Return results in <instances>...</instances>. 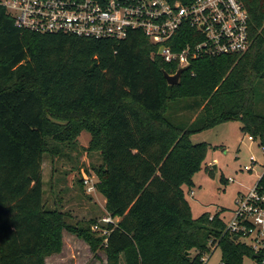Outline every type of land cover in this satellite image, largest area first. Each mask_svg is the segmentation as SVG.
Returning a JSON list of instances; mask_svg holds the SVG:
<instances>
[{
  "label": "trees",
  "instance_id": "16d2710c",
  "mask_svg": "<svg viewBox=\"0 0 264 264\" xmlns=\"http://www.w3.org/2000/svg\"><path fill=\"white\" fill-rule=\"evenodd\" d=\"M244 3L248 50L193 60L175 85L164 73L177 65L139 30L122 39L39 33L0 5V264H45L61 250L67 213L45 207L42 164L82 131L100 156L96 190L118 221L106 242L88 222L70 230L107 264H204L216 242L224 264L252 257L219 212L193 218L183 191L206 150L192 134L238 120L264 143V0Z\"/></svg>",
  "mask_w": 264,
  "mask_h": 264
},
{
  "label": "built area",
  "instance_id": "2783aa9c",
  "mask_svg": "<svg viewBox=\"0 0 264 264\" xmlns=\"http://www.w3.org/2000/svg\"><path fill=\"white\" fill-rule=\"evenodd\" d=\"M0 5L17 27L39 33L122 39L139 30L177 70L197 59L243 54L251 44L244 0H0ZM258 143L264 154V143ZM256 163L250 156L244 169L251 171ZM83 182L88 184L87 179ZM235 202L224 233L251 249L254 264H264V167L253 187ZM116 222L106 214L94 230L106 242L109 225ZM217 246L210 243L213 250ZM204 255L203 263L208 259Z\"/></svg>",
  "mask_w": 264,
  "mask_h": 264
},
{
  "label": "rangeland",
  "instance_id": "374dc122",
  "mask_svg": "<svg viewBox=\"0 0 264 264\" xmlns=\"http://www.w3.org/2000/svg\"><path fill=\"white\" fill-rule=\"evenodd\" d=\"M258 96L264 100V85L260 86ZM190 140L206 143L201 168L192 176L193 185L183 187L191 216L197 218L203 213L212 216L219 212L226 224L233 218L239 194L247 193L262 174L264 154L258 141L241 131L238 120H228L192 134ZM89 141L90 134L82 131L75 144L63 147L62 155L44 154L43 203L48 209L57 208L67 213L65 219L69 227L62 230L61 250L47 256L45 264H107L102 250H93L88 241L70 230L71 227H84L88 222L96 232L94 225L108 214L104 210V197L96 190L97 177L92 168L99 165L100 156L86 151ZM250 156L257 163L251 171H246L244 166L249 164ZM204 257L208 258L204 264H220L221 249L210 248ZM241 264L254 263L249 257H243Z\"/></svg>",
  "mask_w": 264,
  "mask_h": 264
},
{
  "label": "water",
  "instance_id": "95a60500",
  "mask_svg": "<svg viewBox=\"0 0 264 264\" xmlns=\"http://www.w3.org/2000/svg\"><path fill=\"white\" fill-rule=\"evenodd\" d=\"M183 71H184L183 68H179V69L176 71V73L173 74V75H170V74H168V73H164V77H165L167 83H168L169 85H175V84H177L178 81H179V79H180V77H181V74H182ZM234 238L236 239L237 237L235 236Z\"/></svg>",
  "mask_w": 264,
  "mask_h": 264
},
{
  "label": "crops",
  "instance_id": "0c3cea01",
  "mask_svg": "<svg viewBox=\"0 0 264 264\" xmlns=\"http://www.w3.org/2000/svg\"><path fill=\"white\" fill-rule=\"evenodd\" d=\"M103 205H104V210H105V198L103 200ZM105 212H106V210H105ZM113 218L118 221V218L117 217H113Z\"/></svg>",
  "mask_w": 264,
  "mask_h": 264
}]
</instances>
